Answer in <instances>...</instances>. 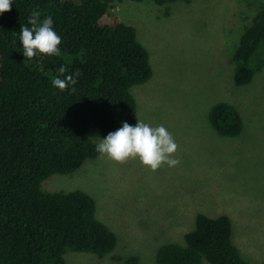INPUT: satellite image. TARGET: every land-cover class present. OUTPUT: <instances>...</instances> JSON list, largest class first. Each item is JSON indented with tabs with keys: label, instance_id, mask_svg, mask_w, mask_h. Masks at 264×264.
Wrapping results in <instances>:
<instances>
[{
	"label": "trees",
	"instance_id": "16d2710c",
	"mask_svg": "<svg viewBox=\"0 0 264 264\" xmlns=\"http://www.w3.org/2000/svg\"><path fill=\"white\" fill-rule=\"evenodd\" d=\"M113 1L12 0L11 10L0 13V264H64L67 251L101 256L114 248L115 236L96 219L89 195L40 188L47 176L71 173L96 157V140L122 122L136 124L130 88L146 82L151 69L134 28L111 12ZM33 11L40 12L38 22L53 19L59 55L24 57L20 26L32 27ZM231 60L235 85L264 65V5L243 27ZM77 71L76 84L63 91L53 85ZM207 122L222 137L242 128L237 109L225 101L209 107ZM230 229L224 214L197 213L183 244L161 245L155 263L249 264Z\"/></svg>",
	"mask_w": 264,
	"mask_h": 264
},
{
	"label": "rangeland",
	"instance_id": "374dc122",
	"mask_svg": "<svg viewBox=\"0 0 264 264\" xmlns=\"http://www.w3.org/2000/svg\"><path fill=\"white\" fill-rule=\"evenodd\" d=\"M263 5L113 1L111 12L134 28L151 69L146 82L130 88L135 121L165 126L179 146L174 156L180 163L153 172L138 159L119 164L98 153L71 173L44 178L43 191L89 195L96 219L115 236L110 252L67 251L64 264H128L131 258L156 264L157 249L183 244L197 213L226 215L239 255L264 264V65L249 82L235 85L231 60L243 27ZM217 101L237 109L238 135L222 137L210 127L207 112Z\"/></svg>",
	"mask_w": 264,
	"mask_h": 264
},
{
	"label": "clouds",
	"instance_id": "9594fccd",
	"mask_svg": "<svg viewBox=\"0 0 264 264\" xmlns=\"http://www.w3.org/2000/svg\"><path fill=\"white\" fill-rule=\"evenodd\" d=\"M12 0H0V13L11 10ZM40 12L33 11L28 18V24L32 27L20 26L19 40L23 47V55L28 59L37 55V52L45 55H59L61 37L53 29L51 16L38 22ZM64 67L59 69L63 74ZM79 71L75 76L68 75L65 79H53L52 83L61 91L69 84H76ZM72 91H75L73 88ZM172 134L163 125L150 126L137 119L136 124L130 125L122 122V126L109 132L96 145V151L107 159L119 164H124L130 159H138L139 162L155 172L164 165L177 166L180 161L174 154L178 149Z\"/></svg>",
	"mask_w": 264,
	"mask_h": 264
}]
</instances>
